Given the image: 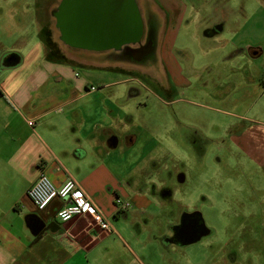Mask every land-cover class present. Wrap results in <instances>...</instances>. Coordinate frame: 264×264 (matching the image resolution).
<instances>
[{
    "label": "crops",
    "instance_id": "crops-1",
    "mask_svg": "<svg viewBox=\"0 0 264 264\" xmlns=\"http://www.w3.org/2000/svg\"><path fill=\"white\" fill-rule=\"evenodd\" d=\"M60 2L0 0V264H116V241L126 256L121 264H146L135 250L145 249L136 234L149 233L151 206L173 201L175 193L164 198L152 192L153 179L164 172L157 176L154 151L141 145V125L130 114L134 85L117 74L141 66L146 55L136 61L130 54L148 36L155 43L149 56L154 58L155 47L169 74L185 66L191 43H214L210 49L198 44L199 54L206 65L227 67L219 80L224 77L242 91L231 98L233 104H247L264 69V15L255 13L264 10V0L252 14L254 26L248 24L245 3L234 8L135 0L146 15L143 34L139 41L120 46L117 36L75 32L72 22L63 33L54 15ZM158 11L162 24L157 36L152 17ZM47 26L54 27L55 36H47ZM220 41L230 49L219 48ZM41 173L57 186L71 176L111 220L115 232L100 233L88 214L61 224L55 217L63 204L58 198L37 209L26 191ZM116 197L130 206L117 211ZM118 217L122 221H113ZM177 217L170 218L173 223L161 234L164 248L183 247L211 234L204 225L203 235L189 243L171 241Z\"/></svg>",
    "mask_w": 264,
    "mask_h": 264
},
{
    "label": "rangeland",
    "instance_id": "rangeland-1",
    "mask_svg": "<svg viewBox=\"0 0 264 264\" xmlns=\"http://www.w3.org/2000/svg\"><path fill=\"white\" fill-rule=\"evenodd\" d=\"M185 1L234 8L245 3L251 26L255 23L252 14L261 5V0ZM139 12L141 19H146L145 11ZM158 13L152 17L157 36L162 24L161 12ZM255 13L264 15V10ZM45 29L47 36H55L54 27ZM224 37L229 38L226 33ZM225 43L216 45L225 47ZM196 44H190V58H186L188 62L181 71L176 68L169 74L164 56L154 47L155 59L132 57L142 59L141 66L127 67L117 74L134 85L136 95L132 97L135 102L129 107L133 108L130 114L141 125L137 129L143 134L141 145L154 151L151 155L160 166L156 175L164 172L152 183L165 193H175L173 201L151 206L149 233L136 234L145 249L135 250L146 264H264V69L262 78L257 79L258 87L250 91L248 103L235 105L231 98L242 91L232 88L224 77L219 80L228 72L227 67L221 63L215 68L206 65V59L199 54L200 45L210 49L214 43ZM176 45H180L178 39ZM229 49L225 47L224 51ZM180 171L186 178L183 185L177 180ZM184 212L202 213L203 226L209 227L211 234L183 247L164 248L161 234L165 226L173 223L175 214ZM175 221L179 222V217ZM122 236L134 248L132 241ZM114 247L116 264H121L124 250L118 241Z\"/></svg>",
    "mask_w": 264,
    "mask_h": 264
},
{
    "label": "water",
    "instance_id": "water-1",
    "mask_svg": "<svg viewBox=\"0 0 264 264\" xmlns=\"http://www.w3.org/2000/svg\"><path fill=\"white\" fill-rule=\"evenodd\" d=\"M55 17L61 29L95 36H117L119 46L139 41L143 23L135 0H61Z\"/></svg>",
    "mask_w": 264,
    "mask_h": 264
},
{
    "label": "built area",
    "instance_id": "built-area-1",
    "mask_svg": "<svg viewBox=\"0 0 264 264\" xmlns=\"http://www.w3.org/2000/svg\"><path fill=\"white\" fill-rule=\"evenodd\" d=\"M28 123L29 125L33 124L32 121H28ZM26 194L39 210L44 209L55 198L63 201L55 214L61 224L67 223L75 217L88 214L100 233L111 234L115 232L111 220L87 197L77 181L71 176H68L61 185L57 186L47 175L41 173L28 187ZM129 206V201L120 197L115 198L117 211H123Z\"/></svg>",
    "mask_w": 264,
    "mask_h": 264
},
{
    "label": "flooded vegetation",
    "instance_id": "flooded-vegetation-1",
    "mask_svg": "<svg viewBox=\"0 0 264 264\" xmlns=\"http://www.w3.org/2000/svg\"><path fill=\"white\" fill-rule=\"evenodd\" d=\"M155 46V43H153L152 37L148 36L147 40L142 44L140 43L138 48H136L132 54H130L131 56H135L138 57L140 55H146L149 56L151 55L150 51H151V47ZM123 53H126L129 55L128 52L123 51ZM182 171H180L179 176V183L180 185H183L185 182V175L183 173H181ZM152 187V192L157 195L158 197H169L171 196V194L169 193H165L164 190L161 189H155L154 185H151ZM171 229L173 231V234L170 236L169 240L171 241H178V242H190L193 241L195 239H197L199 236L203 235V230H204V226H203V221L201 218L200 213L195 212V213H190V212H184L180 215L179 217V222L176 224H173L171 226Z\"/></svg>",
    "mask_w": 264,
    "mask_h": 264
}]
</instances>
